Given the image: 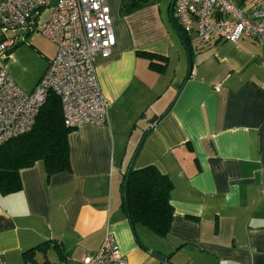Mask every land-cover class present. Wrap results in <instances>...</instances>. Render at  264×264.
<instances>
[{
  "label": "crops",
  "instance_id": "0c3cea01",
  "mask_svg": "<svg viewBox=\"0 0 264 264\" xmlns=\"http://www.w3.org/2000/svg\"><path fill=\"white\" fill-rule=\"evenodd\" d=\"M106 1L116 43L93 65L108 120L69 132L70 170L47 175L38 160L19 169V190L0 192V264H82L106 232L128 264H264L262 47L213 37L194 48L191 33V75L159 3L122 13L123 0ZM132 158L173 182L163 236L133 230L121 204Z\"/></svg>",
  "mask_w": 264,
  "mask_h": 264
},
{
  "label": "built area",
  "instance_id": "2783aa9c",
  "mask_svg": "<svg viewBox=\"0 0 264 264\" xmlns=\"http://www.w3.org/2000/svg\"><path fill=\"white\" fill-rule=\"evenodd\" d=\"M50 7L42 35L56 51L33 90L26 91L4 63L14 38L9 31L30 34L41 10ZM173 16L185 35L194 33V48L215 37L253 39L262 47L264 67V0H175ZM111 9L106 0H0V144L29 130L41 104L54 92L67 127L106 123L109 102L96 77L94 56L109 57L116 43ZM191 67L189 74L193 75ZM264 89V81L260 84ZM100 246L80 258L82 264H128L112 232Z\"/></svg>",
  "mask_w": 264,
  "mask_h": 264
},
{
  "label": "trees",
  "instance_id": "16d2710c",
  "mask_svg": "<svg viewBox=\"0 0 264 264\" xmlns=\"http://www.w3.org/2000/svg\"><path fill=\"white\" fill-rule=\"evenodd\" d=\"M145 3L147 0H123L121 12L129 13L142 7ZM176 26L190 48L187 35L177 23ZM192 52V48H190V53L192 54ZM149 62L152 67L159 70H163L165 65V63L153 60ZM59 103V97L54 92H49L35 116L32 127L0 144L1 193H12L19 190L22 186L19 169L30 167L38 160L43 162V168L47 175L70 170L69 143L67 141L68 134L73 129L64 124ZM127 178V203H129L131 224L140 223L157 235H165L169 230L171 213H173L172 205L169 202L173 182L169 176L163 175L152 164L141 168H131ZM123 190L124 180L121 204L126 210Z\"/></svg>",
  "mask_w": 264,
  "mask_h": 264
},
{
  "label": "rangeland",
  "instance_id": "374dc122",
  "mask_svg": "<svg viewBox=\"0 0 264 264\" xmlns=\"http://www.w3.org/2000/svg\"><path fill=\"white\" fill-rule=\"evenodd\" d=\"M159 3L165 20L169 21L171 0H147ZM50 7L41 10L37 27L27 37L24 32L9 31L8 36L14 38L13 46L7 50L3 61L13 81L26 91L33 90L42 75L45 65L54 56V42L41 34V24L47 19ZM170 22V21H169Z\"/></svg>",
  "mask_w": 264,
  "mask_h": 264
},
{
  "label": "water",
  "instance_id": "95a60500",
  "mask_svg": "<svg viewBox=\"0 0 264 264\" xmlns=\"http://www.w3.org/2000/svg\"><path fill=\"white\" fill-rule=\"evenodd\" d=\"M174 2H175V0H171V3H170V10L169 11H170L171 23H172L173 27L175 28L176 32L179 34L178 36H180L183 39V44L185 45L184 47L186 48V50L188 52V56H189L188 60L190 61L191 55H190L189 45H188L187 41L184 39V37L181 36L182 34L180 33L179 29L177 28L176 23H174L175 21H174V16H173V11H172L173 6H174ZM27 36H28V33H25L24 37H27ZM191 67H192V64H191V61H190V63H189V72L191 70ZM143 137H144V135L142 136V138ZM142 138H141V140H142ZM140 143H141V141H140ZM140 143H139V145H140ZM139 145L137 146L136 151L139 149ZM136 151H134L135 152L134 155L137 153ZM131 164H133V158H132L131 162L128 164V168L126 170V177H124L125 181H124V190L123 191H124V201H125L124 203H125L126 208H127V216L129 217L130 221L132 222L131 216L129 215L130 211H129V203H127L128 202V195H127V191H126V189L128 187V178H127V176H129V172H130V170L132 168ZM134 227L135 226L132 223V227L131 228L133 230H135ZM152 253L155 254V256H157L158 258L162 259V256H160L158 253H155V252H152Z\"/></svg>",
  "mask_w": 264,
  "mask_h": 264
}]
</instances>
